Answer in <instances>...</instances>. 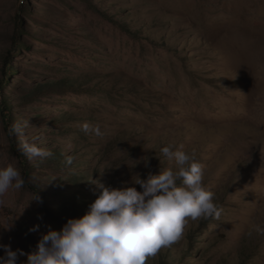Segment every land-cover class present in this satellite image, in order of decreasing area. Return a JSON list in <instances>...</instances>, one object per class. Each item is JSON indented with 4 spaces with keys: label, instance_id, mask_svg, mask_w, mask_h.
<instances>
[{
    "label": "rangeland",
    "instance_id": "obj_1",
    "mask_svg": "<svg viewBox=\"0 0 264 264\" xmlns=\"http://www.w3.org/2000/svg\"><path fill=\"white\" fill-rule=\"evenodd\" d=\"M4 26L0 167L13 164L24 185L0 198V243L26 259L27 235L33 252L66 223L47 211L72 217L64 202L88 208L92 180L132 186L170 166L162 147L182 145L222 212L177 264H264V0H0ZM18 122L23 137L10 132ZM21 139L74 156L75 172L29 157Z\"/></svg>",
    "mask_w": 264,
    "mask_h": 264
},
{
    "label": "clouds",
    "instance_id": "obj_2",
    "mask_svg": "<svg viewBox=\"0 0 264 264\" xmlns=\"http://www.w3.org/2000/svg\"><path fill=\"white\" fill-rule=\"evenodd\" d=\"M28 126V122L15 123L10 132L23 137ZM81 130L102 135L99 125L87 122ZM67 147L71 149L70 144ZM19 149L29 157L53 155L34 140L21 139ZM160 151L170 166L157 175L149 173L146 179L138 175L132 186L114 188L92 180L96 198L86 214L68 219L59 231L49 229L43 234L36 250L27 254V264H146L148 258L182 237L189 220L218 219L222 208L215 203V193L205 187L204 166L195 154L184 151L182 145L164 146ZM74 159L67 156L66 164L71 165ZM23 185L24 179L13 164L0 167V198L10 188ZM33 200L42 203L38 193ZM38 228L35 225L29 231ZM0 249L4 252L0 264H17L18 257L25 255L22 249L12 250L10 244L0 243Z\"/></svg>",
    "mask_w": 264,
    "mask_h": 264
},
{
    "label": "trees",
    "instance_id": "obj_3",
    "mask_svg": "<svg viewBox=\"0 0 264 264\" xmlns=\"http://www.w3.org/2000/svg\"><path fill=\"white\" fill-rule=\"evenodd\" d=\"M24 2V0H23ZM22 8V6H21ZM17 24V27H16V30H15V34H12V40H13V44H16V32L18 33V30L19 28H21V26H19L18 22L16 23ZM6 30V27H2L0 29V33H3L5 32ZM7 64H10V62H8ZM52 86V85H51ZM64 86V84L62 85ZM9 109H7L8 111ZM74 153V154H73ZM59 154L60 153H54L53 156L51 157H48L47 161L50 162L51 164L55 165L56 167L59 166L58 163L60 161H62V164H64V167L66 168V170H68L67 172L69 173H74L75 170L77 167H73L75 166L76 163H72L71 165H67L66 164V158L63 160H61L59 158ZM73 155H76L75 152H72ZM88 157V156H86ZM75 177V176H74ZM142 179H146V178H142ZM78 180H84L85 183H84V186L83 187H87L91 184V181L90 179H88V176L86 174H83V173H80L78 175ZM38 188V186L35 187V190ZM75 204V201L72 200L70 201L69 203H66L64 202L63 204V211L61 213H64V212H70L69 215H72V217H67V216H62L60 214H54L52 213V211H47L46 213L48 214H52V216H54L55 218L58 217L59 219L62 218L65 222H67L68 219H71V218H78L77 216L79 215H76L75 214H86V212L88 211V208H81L80 206L76 207L73 205ZM91 204V203H90ZM88 204V207L89 205ZM46 207V206H45ZM76 211L80 212V213H76ZM208 228L207 226V222H206V219L204 218H200L198 220H190L189 221V227L185 228L184 230V234L182 235V237L180 239H178L175 243H173L170 247H167L169 250H166L165 251V254L163 252V250H160L159 253L157 254L158 257H151L147 262L148 264H177L178 261H180V258L181 259H186L188 257V255H195L196 252L200 249V247H202V245L200 244H204L202 242H204L205 239H203V241L200 243V239H199V236H200V232L201 231H206ZM27 240L29 241V249L28 252H32V248H33V244H34V238L32 235H27ZM172 246H175L174 248H181L179 249V258L177 260H174L173 258H169V254L172 252L171 248ZM204 249H202L203 251ZM176 254V255H178ZM4 255V252L2 249H0V256H3ZM17 264H27V258L26 259H23V257H21V259L18 258V261H17ZM232 264H240L239 262L238 263H232Z\"/></svg>",
    "mask_w": 264,
    "mask_h": 264
}]
</instances>
